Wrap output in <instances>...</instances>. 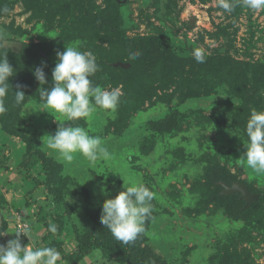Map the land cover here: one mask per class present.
I'll return each mask as SVG.
<instances>
[{"label": "rangeland", "instance_id": "obj_1", "mask_svg": "<svg viewBox=\"0 0 264 264\" xmlns=\"http://www.w3.org/2000/svg\"><path fill=\"white\" fill-rule=\"evenodd\" d=\"M25 1L0 0V9L12 10L0 14V58L7 55L14 69L4 104L16 124L10 132L0 123V245L16 239L26 223L33 227L37 246L56 245L66 255L86 252L78 264H118L114 259L124 243L102 225V204L127 186L143 183L155 194L154 210L145 232L125 244L133 254L126 264H222L234 250L232 239L244 240L236 247L242 260L264 264V211L251 218L262 223L236 222L213 203L211 186L214 169L222 168L251 186L252 194H264V174L239 159L247 136L232 126L240 110L252 104L232 96L228 86L184 103L178 86L160 84L156 79L162 72H154L156 84L147 90L156 95L127 105L126 85L140 60L126 58L123 70L105 64L112 47H128L130 57L137 44L148 43L161 53L163 43L176 58H193L199 47L206 58L227 61L239 75H263L257 96L264 107V11L240 6L229 14L217 0H48L43 9ZM68 46L94 53L99 65L91 77L94 85L120 89L114 113L98 108L90 118L69 121L38 104L35 69L43 68L44 88L51 90L56 53ZM249 83L252 95L255 80ZM17 91L25 94L23 105L15 102ZM167 118L186 123L179 131L158 135L153 124ZM60 123L101 137L108 159L92 165L76 153L72 162L64 161L47 147V136H54ZM219 185L229 195L230 186ZM241 199L246 208L248 202ZM51 223L57 226L55 234L47 230ZM19 239L22 246L30 243L23 235ZM61 257L58 264H70L62 252Z\"/></svg>", "mask_w": 264, "mask_h": 264}, {"label": "clouds", "instance_id": "obj_2", "mask_svg": "<svg viewBox=\"0 0 264 264\" xmlns=\"http://www.w3.org/2000/svg\"><path fill=\"white\" fill-rule=\"evenodd\" d=\"M217 6L229 14L240 6L258 13L264 11V0H217ZM11 12L6 6L0 9V14ZM192 55L197 63L205 62L203 49L197 47ZM139 56V52H133L129 59H138ZM56 57L57 63L52 72L54 86L51 90L44 88L47 80L43 68L37 67L33 73L40 85L37 89L40 96L38 104L43 109L59 113L69 121L90 118L98 108L108 114L117 110L122 95L120 89H104L94 85L91 79L99 71L93 52L68 46L63 52H57ZM13 73L14 69L7 55H4L0 58V116L7 112L4 98L9 92V79ZM25 98L22 91L15 93L17 105L22 104ZM64 125L60 123L55 135L47 136V147L64 161L72 162L76 153L83 155L92 165L98 160L108 159L109 153L101 137L90 135L79 125ZM245 131L248 142L246 151L239 159L257 174H264V109L251 110ZM154 197V192L143 183L127 186L114 198L103 202L100 221L117 241L124 244L134 242L145 232V224L152 218ZM47 230L52 234L58 231L55 223L49 224ZM15 234L16 239L9 241L6 246L0 245V264H58L61 261V252L55 247L37 246L29 225L25 224L23 230ZM21 235L28 238V245L22 246L19 239Z\"/></svg>", "mask_w": 264, "mask_h": 264}, {"label": "trees", "instance_id": "obj_3", "mask_svg": "<svg viewBox=\"0 0 264 264\" xmlns=\"http://www.w3.org/2000/svg\"><path fill=\"white\" fill-rule=\"evenodd\" d=\"M27 1L31 3L34 7L40 6L41 9L49 7L48 0ZM27 1L25 2L27 3ZM127 43H129V41L126 42V45ZM161 47V53H158L153 52L148 43L142 44L140 46L139 44H137V46H135L134 52H138L139 48H141V50L143 49V53H140V58H138L140 60V63L138 64L136 69L132 71L133 77L130 76V79L132 81H128L126 85L127 105L128 101L130 100L137 102L139 105L140 103L144 102L147 96L156 95V91L155 93H150L147 90V88H153L156 84V81L161 82L160 84L166 87H169L172 84L177 85L181 92L184 93V103L193 99L196 100L198 98L209 96L213 94L217 88H220L222 86H228L230 92L232 93V96H236L245 100L247 99L252 104V108H243L240 110L241 115L232 125L234 128H240L246 135L245 130L248 121L247 116H249L251 110L253 108H256L257 110L264 109L262 104L263 102L260 100L261 98L257 96V83L258 81H260L263 75L259 78L254 75L252 79H250L244 72V76L233 72L231 64L228 65L227 61L224 63L221 62L223 60L208 57L205 59L204 63H197L194 58H176L170 53V51L164 49L163 43H161ZM127 50L128 47L125 49H117L112 47V50L108 52L107 59H109L105 60V64L110 69L117 68L116 70H123L121 67H114V65L116 63H123L125 61H128V59H126L129 58ZM43 58L45 60L47 59V57L44 56ZM154 72L157 74L162 72V77L160 78L158 76L155 81L152 76ZM204 73H207V76L204 75ZM251 80H255V86L253 87L252 95H250L251 90L249 89V85L251 84L249 82H251ZM210 88L211 91H209ZM231 90H233V92ZM6 101L9 103L8 100ZM20 105H23V103ZM245 105H247V102ZM6 108H8V106ZM11 115L12 113H5L4 115L0 116V123L2 126L1 128L10 132L12 131L10 128L16 126V124H14L12 121L13 119L11 118ZM185 123L186 122L178 121L177 118H167L162 119L160 123L155 122L153 126L155 127L158 135L172 134L174 131L181 130V126ZM15 132H18V130ZM238 179L239 176L234 174L232 175V172L228 169H214V173L211 178V186L215 192L213 203L216 206L220 207V209L223 210V212H225L228 217H230L236 222H240L243 224L244 222H250L251 224L252 222L260 221V223H262L260 219L251 220V218L253 217V215L257 217H262L261 211H264V194L259 196V200L248 208H245L246 204L245 201L241 199V194H223V188L219 185V183H224L230 187L236 183H240L247 186L251 193L255 191L251 186L249 187L246 183L239 182ZM216 184L219 186H217ZM22 218L23 222H25L26 219L24 217ZM30 228L31 230L33 229L31 225ZM243 241V239H232L230 241L232 243V247L230 246L229 248H234V250L228 254V257L226 258V260L222 261V264H253L252 262L249 263L248 258L245 260H242L240 258L239 254H241V252L236 247L239 242ZM54 247L61 250V247L58 248V246L56 247V245ZM122 248V253H117L118 255H120V258L114 259L115 262H117L118 264H126L128 263V260L133 257V254L129 251V247L127 245L123 244ZM135 251L137 252L138 250ZM61 252L64 256L63 258L67 260L70 264H78L82 260L83 255L87 254L85 252L80 253V255H66L63 250H61ZM79 256L82 257L79 258Z\"/></svg>", "mask_w": 264, "mask_h": 264}, {"label": "water", "instance_id": "obj_4", "mask_svg": "<svg viewBox=\"0 0 264 264\" xmlns=\"http://www.w3.org/2000/svg\"><path fill=\"white\" fill-rule=\"evenodd\" d=\"M115 67L128 68L126 64H122V63L116 64ZM226 193L227 194H235V193L241 194L242 197L248 202V205L246 208H248L254 202H257L259 199L258 195L252 194L247 186L240 184V183H236L232 187H227ZM2 223H3L2 216L0 215V227Z\"/></svg>", "mask_w": 264, "mask_h": 264}, {"label": "built area", "instance_id": "obj_5", "mask_svg": "<svg viewBox=\"0 0 264 264\" xmlns=\"http://www.w3.org/2000/svg\"><path fill=\"white\" fill-rule=\"evenodd\" d=\"M22 222H23V220H22ZM25 224H26V223H25ZM25 224H21V227H24Z\"/></svg>", "mask_w": 264, "mask_h": 264}]
</instances>
